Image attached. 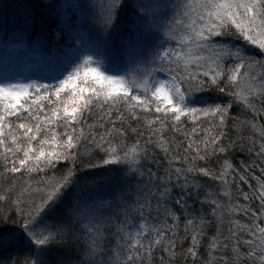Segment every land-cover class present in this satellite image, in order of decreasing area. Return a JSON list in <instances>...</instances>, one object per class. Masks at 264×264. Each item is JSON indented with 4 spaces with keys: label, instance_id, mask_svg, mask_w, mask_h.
<instances>
[{
    "label": "snow or ice",
    "instance_id": "1",
    "mask_svg": "<svg viewBox=\"0 0 264 264\" xmlns=\"http://www.w3.org/2000/svg\"><path fill=\"white\" fill-rule=\"evenodd\" d=\"M0 16L38 77L0 74V264H264V0Z\"/></svg>",
    "mask_w": 264,
    "mask_h": 264
},
{
    "label": "rangeland",
    "instance_id": "2",
    "mask_svg": "<svg viewBox=\"0 0 264 264\" xmlns=\"http://www.w3.org/2000/svg\"><path fill=\"white\" fill-rule=\"evenodd\" d=\"M102 54L105 63L108 64L109 58ZM35 54H29L25 51L20 41H11L5 45L3 43L2 33H0V74L7 71L8 74L16 76L22 74L24 77L34 79L33 73L36 71L32 65L35 64ZM25 82H27L25 80Z\"/></svg>",
    "mask_w": 264,
    "mask_h": 264
},
{
    "label": "trees",
    "instance_id": "3",
    "mask_svg": "<svg viewBox=\"0 0 264 264\" xmlns=\"http://www.w3.org/2000/svg\"><path fill=\"white\" fill-rule=\"evenodd\" d=\"M25 0H0V7H2L3 4H21L24 3ZM13 10L9 11V15L12 14ZM0 21H2V16H0ZM104 56H107L111 61V63L109 65V67H123L124 64L126 63V57L123 55V53L120 51V37L119 35L114 36L113 40H112V47L110 51L104 52L103 53ZM106 57V58H107ZM34 79H37V76H33ZM211 102V101H210ZM157 157L160 158L162 160V157L160 156L159 153H157ZM244 157L240 154H236V156L234 157V160H238V159H243ZM153 170L155 171V168L153 167Z\"/></svg>",
    "mask_w": 264,
    "mask_h": 264
}]
</instances>
